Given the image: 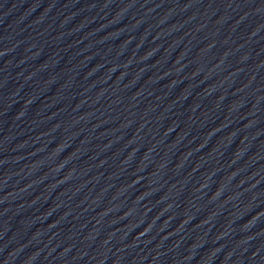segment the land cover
Instances as JSON below:
<instances>
[{
	"label": "water",
	"instance_id": "1",
	"mask_svg": "<svg viewBox=\"0 0 264 264\" xmlns=\"http://www.w3.org/2000/svg\"><path fill=\"white\" fill-rule=\"evenodd\" d=\"M0 264H264V0H0Z\"/></svg>",
	"mask_w": 264,
	"mask_h": 264
}]
</instances>
